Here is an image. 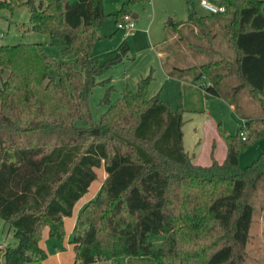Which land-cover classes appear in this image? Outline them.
Returning <instances> with one entry per match:
<instances>
[{"label":"trees","instance_id":"obj_1","mask_svg":"<svg viewBox=\"0 0 264 264\" xmlns=\"http://www.w3.org/2000/svg\"><path fill=\"white\" fill-rule=\"evenodd\" d=\"M103 1L0 0V9L26 7L31 18L24 33L47 35L48 45L75 60L59 62L38 44L0 46V219L17 239L5 250V264L44 263L43 231L64 242L65 219L101 169L107 177L72 231L74 264L119 258L246 264L264 155L243 169L239 153L264 139V0H209L226 12L191 13L184 24L172 23L169 39L176 45L168 47L166 40L161 48L170 77L205 82L201 88L245 118L235 136L217 126L227 156L218 163L213 144L205 167L184 148L183 110L173 112L159 96L148 99L151 77L140 80L136 93L125 87L114 105L107 96V112L93 122L89 103L98 77L129 51L126 45L108 62L91 60L103 39L98 29L110 17ZM146 1L126 0L113 16L116 25ZM220 29L234 60L216 49ZM182 54L190 62L212 59L185 67ZM244 95L258 105L259 118L255 109L242 110ZM160 235L164 240L156 249L151 238Z\"/></svg>","mask_w":264,"mask_h":264},{"label":"rangeland","instance_id":"obj_2","mask_svg":"<svg viewBox=\"0 0 264 264\" xmlns=\"http://www.w3.org/2000/svg\"><path fill=\"white\" fill-rule=\"evenodd\" d=\"M21 1L23 3L28 2V0ZM41 1L43 0H38V3ZM125 1L120 0L119 3L117 0L103 1V12L106 15H110V17L98 29V33L103 39L95 43L96 45L91 53V60L93 59L95 62L100 63L108 62V60L119 55L126 45L129 47V51L121 58L120 62L112 65L98 77V84L93 89L89 103L93 122L99 123L102 115L107 112L108 106L103 104V100L107 96H109L110 103L114 105L121 98L125 87L136 93L137 84L140 80L151 77L152 80L148 87V99L159 96L162 102L170 105L173 112H177L179 109L183 110L184 148L191 155H196L200 158L199 164L208 165L210 153L212 152V141L207 142L206 139L204 140L203 128L207 117L205 112L208 109H212L216 115V103L215 101L208 103L202 113H199L200 111L197 113L189 112L187 110L188 104H186L188 99L186 100L185 98L184 100V93L180 87V83L168 78L167 73H165L161 66L157 51L161 50L160 44L166 40L168 41V47L172 46L174 49L176 45V43L169 39V36L173 32V27L168 26L170 20H173L177 24L187 21L191 13H196L199 17L210 16V14L201 7L202 0H147L144 3H138V5H135L131 9L136 29L132 34L125 36L124 32L119 31L113 18ZM30 18L31 14L29 10L23 6L12 11L0 9V46L13 47L14 45L38 44L44 46L47 52L57 61H69L74 64L75 60L73 57L67 59L63 57L62 47L48 45L49 37L47 35L33 32L24 33L22 27L29 24ZM217 34L216 49L230 60H234L235 55L225 38L224 30H218ZM181 56L185 67L200 66L202 63H208L212 59L207 56H196L200 57V60L196 59L190 62L188 57L183 56V54ZM54 76L56 75L54 74ZM204 83L202 82L201 84L203 85ZM242 100L244 102L241 105L243 111H251V109H256V106L258 107L255 103L251 105L252 100L247 95H244ZM211 117L215 119L212 114ZM226 118L227 125L222 127L227 133L230 131L232 132L231 135L235 136L237 130L242 128L243 125L238 119L233 117ZM78 125L86 126L82 122H78ZM221 153L218 155L220 156ZM261 155H264V139L255 140L252 145H248L247 148L239 153L240 167L246 169L252 166V163ZM97 173L99 175L98 179L93 184L90 193L76 207L73 217L67 218L64 222V232L66 233L64 242L59 243L49 238L47 230L43 231L41 243L43 250L48 255V259L42 264H60V261L56 257L58 252L63 256L61 263L74 264V256L68 246L73 239L72 224L78 218L81 209L90 199H96L101 189H98V187L103 181L104 170H98ZM253 206L255 208V215L251 226L252 229L248 243L249 258L246 264H264V182L259 185L254 195ZM163 240L164 237L161 235L151 238V242L156 249L162 247ZM16 244L17 239L15 238L14 231L3 219H0V248L4 249L0 251V264H5L4 253L6 248H14ZM134 261H140L135 262L137 264H156L151 258H119L114 260V262H99L98 264H135Z\"/></svg>","mask_w":264,"mask_h":264},{"label":"crops","instance_id":"obj_3","mask_svg":"<svg viewBox=\"0 0 264 264\" xmlns=\"http://www.w3.org/2000/svg\"><path fill=\"white\" fill-rule=\"evenodd\" d=\"M117 2L119 3L120 2V0H117ZM186 22V21H185ZM185 22H182V23H178V24H184ZM172 23H174V21L173 20H170V22H169V24H168V26H170ZM174 39V38H173ZM164 41H163V43L162 44H160V48H162V46L164 45ZM157 56H158V58L160 59V63H161V66H162V59L164 58L163 57V53L161 52V50H159V51H157ZM186 57H188L187 55H186ZM189 59H190V57H188ZM191 60V59H190ZM184 66V65H183ZM162 68H163V66H162ZM183 68H185V67H183ZM164 70V69H163ZM165 71V70H164ZM165 73H167L166 71H165ZM167 76H168V78L169 79H173V80H176V81H178L179 83H180V87L182 88V91H183V93H184V100H185V98H186V100L188 99V101H187V103L186 104H188L187 106V110L189 111V112H193V113H197V112H199V113H202V111H204L203 109L204 108H206L207 107V104L208 103H210V102H214L215 101V103H216V115L213 113V111H212V109H208L206 112H205V115H207V117H206V121H205V124H204V128H203V135H204V140L206 139V141L207 142H210V141H212V146H213V144H215V152H214V157H215V160L218 162V163H221V162H223L224 160H225V158H226V156H227V146H226V143H225V141L221 138V137H219V134H217V126L218 125H222L223 127H225V125H227L226 124V117H228V118H231V117H233V118H235V119H238V121H240L241 123H242V125L244 126V124H245V118H242V117H240L237 113H236V111H235V109H234V107L233 106H231L229 103H226L223 99H221V98H216V97H213V96H211V95H209L206 91H205V89H203V88H201V83H193L192 82V79H187V80H181V79H178V78H175V77H170L169 75H168V73H167ZM256 109V111L254 112V117H257V118H259L260 116H261V112L259 111V109H258V107L256 106L255 107ZM218 110V111H217ZM222 113V114H221ZM211 114L212 115H214V117H215V119H213L212 117H211ZM222 127V128H223ZM208 131H210L209 133H208ZM210 133H212V135H210ZM227 133V132H226ZM228 133H230L229 135H231V133L232 132H228ZM227 133V134H228ZM184 135V134H183ZM233 136V135H232ZM184 138H185V135H184ZM212 146H211V149H212ZM222 152V153H221ZM212 153V152H211ZM210 153V154H211ZM219 153H221V155L219 156L218 154ZM195 164L196 165H199V166H203V167H205V166H208V165H210L211 164V155H210V157H209V161H208V165H201V164H199V160H200V158H198L196 155H195ZM99 176V175H98ZM106 177H107V175H106V173H105V171H104V177H103V181L106 179ZM103 181L101 182V184H99L100 186L98 187V189H100L101 187H102V183H103ZM93 185V184H92ZM93 187V186H92ZM92 187H91V189H92ZM90 189V190H91ZM98 189L96 190V193H97V191H98ZM89 193H90V191H89ZM88 193V194H89ZM87 194V195H88ZM86 195V196H87ZM96 195V194H95ZM85 196V197H86ZM84 197V198H85ZM84 198H82L80 201V203H78L77 204V206L78 205H80L81 203H82V200L84 199ZM94 198V197H93ZM92 200H94V199H90L86 204H88L89 202H91ZM76 206V207H77ZM76 207H75V209H76ZM75 209H74V212H75ZM73 215H74V213H73ZM73 217V216H72ZM67 219V218H66ZM65 219V220H66ZM77 219L78 218H76L75 219V221H74V223L72 224V231H73V229H74V227H75V224H76V222H77ZM47 234H48V231H47ZM40 246H41V248L43 249V247H42V243L40 244ZM69 247H70V249L72 250V253H73V256H74V260H75V254H74V249L72 248V246L70 245V243H69V245H68ZM4 250V249H3ZM5 254V253H4ZM56 257H57V259H58V261H60L59 263L60 264H63V263H61V259L63 258V256L61 255V253L60 252H58L57 253V255H56ZM132 262V261H131ZM135 262H140V261H134V263ZM135 264H137V263H135ZM142 264H144V263H142ZM146 264V263H145ZM148 264V263H147Z\"/></svg>","mask_w":264,"mask_h":264},{"label":"built area","instance_id":"obj_4","mask_svg":"<svg viewBox=\"0 0 264 264\" xmlns=\"http://www.w3.org/2000/svg\"><path fill=\"white\" fill-rule=\"evenodd\" d=\"M201 7L210 15L224 14L226 12V8L217 5L215 6L209 0H202ZM117 27L119 31L124 32L125 36L132 34L136 29L132 15L125 16L123 23L118 24ZM2 250L3 249L0 248V251Z\"/></svg>","mask_w":264,"mask_h":264}]
</instances>
